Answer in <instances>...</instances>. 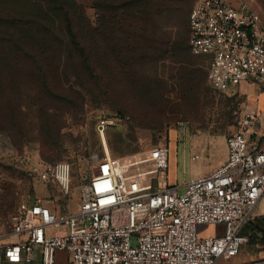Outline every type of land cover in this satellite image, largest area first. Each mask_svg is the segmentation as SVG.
<instances>
[{
    "label": "built area",
    "instance_id": "1",
    "mask_svg": "<svg viewBox=\"0 0 264 264\" xmlns=\"http://www.w3.org/2000/svg\"><path fill=\"white\" fill-rule=\"evenodd\" d=\"M187 23L189 51L203 58L212 90L233 93L246 83L264 91V24L255 9L241 0H193ZM126 118L109 111L96 117L104 155L80 187L77 212L63 211L50 198L17 205L15 240L0 245L5 262L29 263L39 249L41 264H56L57 251L66 253L65 264H219L251 240L244 228L264 195V146L255 112H240L237 129L225 137V161L190 179L182 191L169 182L168 146L110 153L105 132ZM37 174L68 195L69 163L42 161ZM204 224L221 225L223 232L201 236ZM261 236L244 264H264Z\"/></svg>",
    "mask_w": 264,
    "mask_h": 264
},
{
    "label": "rangeland",
    "instance_id": "2",
    "mask_svg": "<svg viewBox=\"0 0 264 264\" xmlns=\"http://www.w3.org/2000/svg\"><path fill=\"white\" fill-rule=\"evenodd\" d=\"M34 1L43 3L42 0ZM74 1L84 16L75 20L79 35L85 26L95 30L91 39L85 35L79 40L83 45L89 44L87 51L99 76L103 72L95 50L102 43L101 33L105 26L114 31L110 42L114 43L115 39L120 46H126L131 38L141 37L142 41V28H148L149 37L154 39L156 46L162 39L180 43L187 34L186 26L182 28L181 23L186 24L193 4V0H165L168 11L160 14L151 10L147 21L142 23L119 16L104 21L96 0ZM241 1L255 9L264 24V0ZM139 53L138 50L136 55ZM169 53L163 59L141 62L128 58V52L124 51L122 60L127 58L129 61L126 68L110 54L107 75L99 81L90 80L88 87L83 84L88 77L82 75L78 79L69 68L67 56L62 54L59 70L47 69L45 82L61 98L45 92L44 83L38 79L22 83L7 78L0 83L11 102L7 108L0 95V245L14 239L12 216L22 201L50 198L63 211H78L80 187L94 174L104 155L95 129L100 112H122L127 116L126 120L105 132L107 145L114 156L154 145L168 146L169 182L177 185L179 191L190 179L208 175L219 166L225 154V137L237 129L242 110L248 109L258 115V129L264 133L263 91L245 83L241 84L243 90L237 92L214 91L207 84L206 64L202 59L189 54L188 59L178 62ZM191 74L193 80L188 78ZM148 80L151 84H161V96L154 99L129 86L147 84ZM46 116L55 119L54 131H47L44 126L42 119ZM255 137L258 135L253 134L252 138ZM263 141L264 136L259 142L262 146ZM42 161L69 163L68 195L65 196L55 183L38 178L37 168ZM222 232L221 225L198 227L201 236ZM242 248L239 256L222 258L219 264H234L244 259L250 251L245 245ZM55 259L56 264H65L66 254L57 251Z\"/></svg>",
    "mask_w": 264,
    "mask_h": 264
},
{
    "label": "trees",
    "instance_id": "3",
    "mask_svg": "<svg viewBox=\"0 0 264 264\" xmlns=\"http://www.w3.org/2000/svg\"><path fill=\"white\" fill-rule=\"evenodd\" d=\"M42 1L43 3H37L34 0H0V83L7 78L13 82L21 81L22 83L38 79L44 83L45 92L57 97L59 94L54 93L45 83L47 80L46 70L57 72L60 68L62 54L67 56L69 68L78 79L82 75L88 77L87 82L83 83L87 87L90 80L99 81L101 77L107 75L110 54L124 68L129 65L127 58L122 60L124 51L128 52V58H136L141 62H150L153 58L163 59L167 54L170 55L169 51L172 57L177 58L178 62H182L188 59V55L191 54L189 47L186 45V40H188L187 22L186 24L181 23V27L185 28L184 26H186L187 29V34L180 42L181 45L179 42L162 39L159 46H156L154 39L149 37L148 28H142V34L140 35L143 37L142 41L141 37L140 39L136 38V40L131 38L129 39L130 43L126 46H120L115 39L114 43L110 42V35L113 37L114 31L105 26L101 33L102 43L95 50V57L100 59L103 72V75L99 76L90 59V52L87 51L90 48L89 44L84 43L83 45L79 40V37L85 35L87 39H91L95 30L90 26H87L88 29H86L85 26L84 29L82 28V35H79L75 20L77 17L81 18L83 14L75 1ZM112 1L96 0L97 6L102 11L101 19L104 18V21L119 16V18L137 19L143 23L149 18L151 10H157L161 14L169 9L165 0H114V3ZM132 35H135V33H132ZM138 50L140 53L137 56L136 52ZM131 52L132 54L129 55ZM191 56L203 60L202 57L192 54ZM43 59L48 61H43ZM49 59H52V61ZM21 69L24 71L23 73L19 72ZM133 74L138 76L137 73ZM188 78L193 80V75L191 74ZM129 86H132V89L139 90L138 93L142 92L149 95V97H154V99L158 95L161 96L159 93L161 84L159 82L151 84V80H148L147 84H139L138 86L132 84ZM0 95L4 104L9 108L11 102L7 100L8 94L1 86ZM118 113L124 115L122 112ZM44 118L42 122L47 131H54L55 119L50 116ZM121 140H123L122 137ZM256 226L257 224L254 225L250 222L244 228L245 232H251V239H259L257 232H253V228Z\"/></svg>",
    "mask_w": 264,
    "mask_h": 264
},
{
    "label": "crops",
    "instance_id": "4",
    "mask_svg": "<svg viewBox=\"0 0 264 264\" xmlns=\"http://www.w3.org/2000/svg\"><path fill=\"white\" fill-rule=\"evenodd\" d=\"M242 85L239 87V90H243ZM246 85H251V84H246ZM258 134L260 135V137H263L264 136L263 131H258ZM225 146H226V144H225ZM226 155H227V148H225L224 157L222 158V160H220V162L218 163V165L222 164L225 161ZM252 224H254V225L257 224L258 227L257 226L254 227L253 228V230H254L253 232H257L258 237L261 238L262 237L261 234L264 235V195L261 197V199L259 200L258 204L256 205V207L254 209V218L252 220ZM13 240H15V237H14ZM257 244H258V241H257L256 238H253V239L249 240V242L246 243L245 246H247V249L250 251V253L248 254V256H245L244 259L238 261L237 263L235 262L234 264H244L245 262L251 260L253 258V256H254V253H255ZM241 251H243V248H241V250L239 251V253L236 256H239V254L241 253ZM236 256H234V257H236ZM22 263H24V262H20V263H7V262H5L3 260V255L0 252V264H22ZM27 264H41V254L39 252V249H36L35 250L32 261L29 262V263H27Z\"/></svg>",
    "mask_w": 264,
    "mask_h": 264
}]
</instances>
